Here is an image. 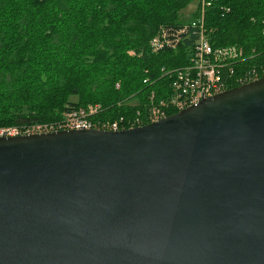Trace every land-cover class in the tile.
<instances>
[{"label": "water", "instance_id": "1", "mask_svg": "<svg viewBox=\"0 0 264 264\" xmlns=\"http://www.w3.org/2000/svg\"><path fill=\"white\" fill-rule=\"evenodd\" d=\"M0 264H264V77L134 128L0 136Z\"/></svg>", "mask_w": 264, "mask_h": 264}, {"label": "trees", "instance_id": "2", "mask_svg": "<svg viewBox=\"0 0 264 264\" xmlns=\"http://www.w3.org/2000/svg\"><path fill=\"white\" fill-rule=\"evenodd\" d=\"M191 1L0 0V129L58 122L97 103V119L147 124L150 95L169 93L162 67L186 64L197 35L159 52L150 40L197 17L182 18ZM204 23L213 45L237 44L264 61V0H212Z\"/></svg>", "mask_w": 264, "mask_h": 264}, {"label": "built area", "instance_id": "3", "mask_svg": "<svg viewBox=\"0 0 264 264\" xmlns=\"http://www.w3.org/2000/svg\"><path fill=\"white\" fill-rule=\"evenodd\" d=\"M211 1L209 0L207 5ZM204 8L202 7L200 14L191 22L178 26L176 31L167 30L169 27H162L150 40L151 49L154 52H159L166 47L177 48L183 38L190 39L192 35H197L189 48L186 64L174 69L162 67L164 74L170 77L169 93L167 97H163L159 101H155V93L150 95L151 103L145 117L148 123L168 116V111L178 112L204 98L264 77V61L261 56L257 58L256 53L248 56L245 49L237 44L225 46L212 44L206 32ZM253 58H257L256 62L253 66H249L248 61ZM144 82H148V79H145ZM103 109L98 103L72 108L58 122L2 128L0 136L65 129L118 131L145 124L142 116L97 119L96 116Z\"/></svg>", "mask_w": 264, "mask_h": 264}, {"label": "rangeland", "instance_id": "4", "mask_svg": "<svg viewBox=\"0 0 264 264\" xmlns=\"http://www.w3.org/2000/svg\"><path fill=\"white\" fill-rule=\"evenodd\" d=\"M209 0H192L188 6L182 11L183 20L189 21L194 15V13L198 12L200 14L202 7H207ZM204 8V11H205ZM168 95V94H167Z\"/></svg>", "mask_w": 264, "mask_h": 264}]
</instances>
